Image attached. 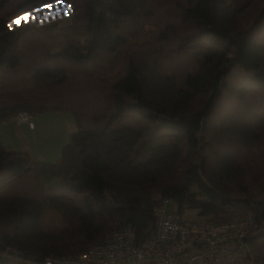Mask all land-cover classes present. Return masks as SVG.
I'll list each match as a JSON object with an SVG mask.
<instances>
[{
  "label": "trees",
  "instance_id": "trees-1",
  "mask_svg": "<svg viewBox=\"0 0 264 264\" xmlns=\"http://www.w3.org/2000/svg\"><path fill=\"white\" fill-rule=\"evenodd\" d=\"M50 1L71 25L11 29L0 0V123L60 112L78 131L56 163L0 138V264L73 258L124 228L145 242L158 195L204 222L251 218L232 264H264V0Z\"/></svg>",
  "mask_w": 264,
  "mask_h": 264
},
{
  "label": "built area",
  "instance_id": "built-area-1",
  "mask_svg": "<svg viewBox=\"0 0 264 264\" xmlns=\"http://www.w3.org/2000/svg\"><path fill=\"white\" fill-rule=\"evenodd\" d=\"M14 119L33 125L31 116L20 113ZM156 227L145 242H137L132 228L115 231L102 243L73 258L48 259L46 264H232L246 253V240L256 229L251 218L231 222L187 220L176 203L162 195L154 198Z\"/></svg>",
  "mask_w": 264,
  "mask_h": 264
},
{
  "label": "rangeland",
  "instance_id": "rangeland-1",
  "mask_svg": "<svg viewBox=\"0 0 264 264\" xmlns=\"http://www.w3.org/2000/svg\"><path fill=\"white\" fill-rule=\"evenodd\" d=\"M8 4L2 15L7 16L9 19V27L11 29L27 26L31 28H39L45 25H59L65 27L73 23L75 16L72 8L64 3L60 2H47V0H38L35 2H29V0H7ZM177 7H172L166 15L175 17L178 14ZM163 20H152L151 26L146 27L145 33L154 34L158 33L161 28L164 27ZM187 32L194 31L193 25L187 26ZM179 33L178 35L182 34ZM170 37L167 46L170 49L176 47L179 43L177 36ZM147 40L142 39L139 45H143ZM135 45L134 47H137ZM31 42L25 40L23 50L25 54H31L35 49L32 48ZM131 50V49H128ZM127 51V50H125ZM176 61H179L176 60ZM180 62V61H179ZM88 88L86 94L89 96V100L85 102L87 108H85L90 114L94 109L92 98L95 87ZM94 93V94H93ZM84 95L85 92L83 93ZM83 95V96H84ZM86 95V96H87ZM92 108H91V107ZM36 125V130L31 134V142L29 141L30 148L27 153L37 162L42 163H56L61 158L62 149L69 143L71 134L78 131L77 124L74 117L68 113L51 112L36 115L32 117ZM175 209L174 202L168 204V210L172 212ZM185 218L190 221L200 222L202 218L198 215L196 209H188L185 211ZM112 232L111 234H113ZM109 234L108 236H110ZM107 236V237H108ZM106 237V238H107Z\"/></svg>",
  "mask_w": 264,
  "mask_h": 264
},
{
  "label": "crops",
  "instance_id": "crops-1",
  "mask_svg": "<svg viewBox=\"0 0 264 264\" xmlns=\"http://www.w3.org/2000/svg\"><path fill=\"white\" fill-rule=\"evenodd\" d=\"M31 122L33 129L28 124L19 123L16 119H10L6 122L0 123V138L10 151L27 152L30 148L31 134L36 130L34 121Z\"/></svg>",
  "mask_w": 264,
  "mask_h": 264
}]
</instances>
